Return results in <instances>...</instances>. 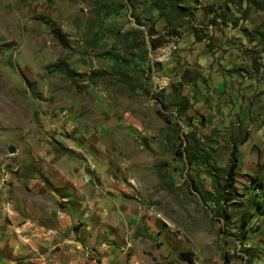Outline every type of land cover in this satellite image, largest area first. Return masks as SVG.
Wrapping results in <instances>:
<instances>
[{"label":"rangeland","instance_id":"rangeland-1","mask_svg":"<svg viewBox=\"0 0 264 264\" xmlns=\"http://www.w3.org/2000/svg\"><path fill=\"white\" fill-rule=\"evenodd\" d=\"M185 6L172 19L145 0H0V179L18 202L8 210L46 219L53 209L33 207L26 186L32 154L79 149L99 187L100 232L119 237L131 264H264V188L248 178L264 186V12L247 0ZM182 97L191 108L180 116ZM185 135L216 169L230 139L247 137L226 225L204 168L175 154Z\"/></svg>","mask_w":264,"mask_h":264},{"label":"crops","instance_id":"crops-1","mask_svg":"<svg viewBox=\"0 0 264 264\" xmlns=\"http://www.w3.org/2000/svg\"><path fill=\"white\" fill-rule=\"evenodd\" d=\"M69 154L45 147L32 154L34 167L26 186L33 191V207L48 204L53 209L43 221L8 210L7 204L18 202L3 199L2 192L8 189L0 179V264H126L128 255L125 246H119V237L100 232L99 221L104 219L94 210L99 187L91 186L87 163H78L86 160L92 165V160L79 149ZM23 178L28 176L15 179L17 186H22Z\"/></svg>","mask_w":264,"mask_h":264},{"label":"trees","instance_id":"trees-1","mask_svg":"<svg viewBox=\"0 0 264 264\" xmlns=\"http://www.w3.org/2000/svg\"><path fill=\"white\" fill-rule=\"evenodd\" d=\"M249 4L252 3L255 9L264 12V0H247ZM145 2L153 7L155 10L159 11L164 17H172V19H180L183 16H189V12L185 6V0H145ZM239 6H241V1H237ZM137 23L140 24V20L136 19ZM150 35H154L153 26H149L148 29ZM62 34L57 33L56 37L61 39ZM153 42V41H152ZM154 48H157L156 45L153 44ZM191 105L189 100L185 97L181 98L180 101V111L179 115H184L189 109ZM202 125V124H201ZM192 126V125H190ZM246 135V134H245ZM247 140L246 136H243L241 139H230V153L228 161L224 168L216 169L210 165V156L206 151V146L203 143H200L199 140H196L194 136L185 135L183 137V144L185 147L181 149V151H176V155L180 156L182 160L185 162L189 168L200 167L204 168V175L207 176L212 181L213 191L210 194V197H213V205H214V213L216 217L222 221L223 225H226L231 220V214H229L224 205L231 204L235 198L237 197L236 189H235V174L238 167V147L244 144ZM220 172V174L218 173ZM251 182H254L255 190L260 192L263 191L264 186L261 182H256L254 178L248 177ZM253 183V184H254ZM256 209L261 212L260 203H254ZM252 216L243 214L241 217L242 223V232L240 233L241 242L244 243L247 240L248 232L245 230L246 225L250 222ZM181 260H185L191 263L188 258V254L179 255Z\"/></svg>","mask_w":264,"mask_h":264},{"label":"water","instance_id":"water-1","mask_svg":"<svg viewBox=\"0 0 264 264\" xmlns=\"http://www.w3.org/2000/svg\"><path fill=\"white\" fill-rule=\"evenodd\" d=\"M11 152V151H10Z\"/></svg>","mask_w":264,"mask_h":264}]
</instances>
